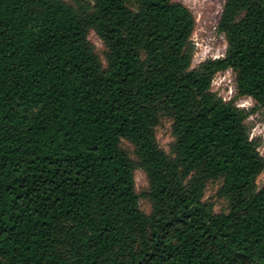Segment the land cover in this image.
<instances>
[{
    "label": "trees",
    "instance_id": "obj_1",
    "mask_svg": "<svg viewBox=\"0 0 264 264\" xmlns=\"http://www.w3.org/2000/svg\"><path fill=\"white\" fill-rule=\"evenodd\" d=\"M193 26L175 0H0V264H264V160L247 114L209 92L230 70L264 107V0H224L225 55L199 70ZM212 182L226 213L202 201Z\"/></svg>",
    "mask_w": 264,
    "mask_h": 264
},
{
    "label": "rangeland",
    "instance_id": "obj_2",
    "mask_svg": "<svg viewBox=\"0 0 264 264\" xmlns=\"http://www.w3.org/2000/svg\"><path fill=\"white\" fill-rule=\"evenodd\" d=\"M72 2V0H64ZM92 0H83L91 2ZM175 2L185 6L193 18L194 26L190 36L191 49V69L199 68L208 60L223 58L226 52V42L224 36L217 31V23L222 10L224 0H175ZM129 8L134 10L135 6L129 3ZM87 40L93 48L94 53L102 66H105L106 49L101 41L92 32L87 35ZM209 92L215 98L223 102H233L238 110L247 114L245 126L249 133V138L257 145V152L264 160V107H255L251 99L239 98L236 93L235 75L232 71L226 70L216 73L211 81ZM172 120L169 117H162L159 125L154 129L155 142L159 149L166 154H171V147L174 137L171 133ZM121 148L127 153L134 164L137 160L134 149L127 142H121ZM134 190L138 195L139 209L148 215L151 211L150 202L142 196L148 190L146 176L141 169L136 168L133 172ZM220 182L208 183L203 194L202 201L212 206L215 214L226 213L228 202L216 196L220 187ZM256 185L261 188L264 185V170L257 177Z\"/></svg>",
    "mask_w": 264,
    "mask_h": 264
}]
</instances>
